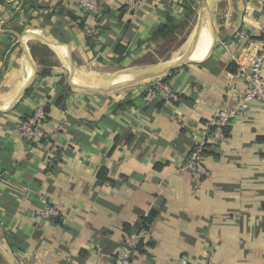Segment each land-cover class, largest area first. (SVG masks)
Wrapping results in <instances>:
<instances>
[{
    "label": "crops",
    "instance_id": "obj_1",
    "mask_svg": "<svg viewBox=\"0 0 264 264\" xmlns=\"http://www.w3.org/2000/svg\"><path fill=\"white\" fill-rule=\"evenodd\" d=\"M99 1L0 0V264H114L128 235L137 264H264V104L207 145L209 175L179 172L215 112L241 105L237 58L264 44L260 0ZM207 3L206 59L109 86L151 71L110 69L153 54ZM164 86L177 101L147 99ZM39 109L28 140L19 126ZM45 203L62 216L44 219Z\"/></svg>",
    "mask_w": 264,
    "mask_h": 264
},
{
    "label": "built area",
    "instance_id": "obj_2",
    "mask_svg": "<svg viewBox=\"0 0 264 264\" xmlns=\"http://www.w3.org/2000/svg\"><path fill=\"white\" fill-rule=\"evenodd\" d=\"M80 5L86 11L97 8L99 0H79ZM264 8V0H260ZM242 76L247 83V87L242 96L241 105L237 108L222 107L218 109L208 127L202 133L194 148L185 156L184 162L179 167V172L189 173L194 178H202L209 175L205 165V149L209 143L219 144L226 140L225 128L232 115L238 111L246 112L252 101H260L264 104V77L262 74L264 67V44L259 51L252 55H240L237 58ZM155 88V87H154ZM151 88L147 99L153 98L157 91L162 92L165 99L178 100L176 93L168 87L163 89ZM46 112L39 109L33 116L24 120L19 126L20 134L28 140L36 141L40 137L41 125L46 120ZM41 216L46 220H55L62 216V212L50 203L40 209ZM146 235V233H145ZM139 249V235H128L117 248L114 255V264H137Z\"/></svg>",
    "mask_w": 264,
    "mask_h": 264
},
{
    "label": "rangeland",
    "instance_id": "obj_3",
    "mask_svg": "<svg viewBox=\"0 0 264 264\" xmlns=\"http://www.w3.org/2000/svg\"><path fill=\"white\" fill-rule=\"evenodd\" d=\"M196 5V12L191 13L190 18H188V21L185 22V24L182 25V27L176 32V34L173 36V38H170L166 41V43H164L163 45L159 46L157 48V50L155 52H153V54H146L145 56H143V58L132 62V63H128L127 65H124L123 67L120 66L118 67V69H115L114 67H112L110 69V72H112L113 70H122V69H142V70H146V69H153L155 67H160L164 64H167V62L173 58L178 57L179 55H181L183 52L189 50L192 41H193V37L196 33L197 27L199 25V22L201 20V15H200V11H201V6L197 7ZM148 60V62H150L148 65H141L139 64L140 61L142 62V64H144L143 62ZM113 66V65H112ZM121 68V69H120ZM113 75L112 77H108L105 79H109L112 80L113 79ZM126 75V74H125ZM124 78V75L118 80L121 81V79ZM151 80V78H149ZM147 80V79H145ZM145 80H142L144 82H146ZM149 81V80H147ZM142 83V82H141ZM112 89H116V88H112ZM110 91V90H109Z\"/></svg>",
    "mask_w": 264,
    "mask_h": 264
},
{
    "label": "bare ground",
    "instance_id": "obj_4",
    "mask_svg": "<svg viewBox=\"0 0 264 264\" xmlns=\"http://www.w3.org/2000/svg\"><path fill=\"white\" fill-rule=\"evenodd\" d=\"M203 22L202 29L200 30V34L198 35L194 46L185 51L183 55L174 61V63L182 61L186 58L199 61L209 55L214 41V27L209 17H205ZM137 76L138 75L127 73L121 81L133 79Z\"/></svg>",
    "mask_w": 264,
    "mask_h": 264
},
{
    "label": "water",
    "instance_id": "obj_5",
    "mask_svg": "<svg viewBox=\"0 0 264 264\" xmlns=\"http://www.w3.org/2000/svg\"><path fill=\"white\" fill-rule=\"evenodd\" d=\"M208 9H209V7H208V3H207V5H206V7L204 9V12H203V14L201 16V20H200L199 25L197 27L196 33H195V35L193 37V41H192V44L190 46V49L194 46L195 41H196L198 35L200 34V30L202 29V25L204 23L203 19H205V16H204L205 14L210 18V20L213 23V27H214V41H215V37H216V35H215V22H214L213 18L211 17ZM214 41H213L212 48L214 46ZM212 48L210 50V53L212 51ZM210 53H209V55H210ZM192 62H196V60H192V59L186 58V59H184L182 61H179V62H176V63H173V64H169V65L164 66L162 68H157L155 70L152 69L151 71H145V73H142V74L138 75L137 77H135L133 79H129V80L124 81V82L111 83V85H109V86L115 87V86H120V85H126V84H130V83L142 81V80H145V79H149V78H152V77H156V76H159L161 74H164V73L174 69L175 67H178L180 65H184V64H187V63H192Z\"/></svg>",
    "mask_w": 264,
    "mask_h": 264
},
{
    "label": "trees",
    "instance_id": "obj_6",
    "mask_svg": "<svg viewBox=\"0 0 264 264\" xmlns=\"http://www.w3.org/2000/svg\"><path fill=\"white\" fill-rule=\"evenodd\" d=\"M120 52H122V51H120ZM145 227H147V226H145Z\"/></svg>",
    "mask_w": 264,
    "mask_h": 264
}]
</instances>
